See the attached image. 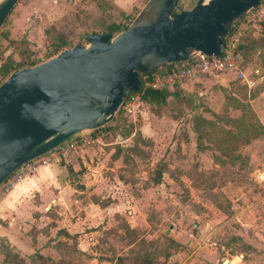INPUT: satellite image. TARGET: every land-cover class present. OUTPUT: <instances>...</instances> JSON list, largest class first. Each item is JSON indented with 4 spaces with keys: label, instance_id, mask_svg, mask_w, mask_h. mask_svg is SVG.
<instances>
[{
    "label": "rangeland",
    "instance_id": "obj_1",
    "mask_svg": "<svg viewBox=\"0 0 264 264\" xmlns=\"http://www.w3.org/2000/svg\"><path fill=\"white\" fill-rule=\"evenodd\" d=\"M145 1L19 0L0 27V61L42 58L53 31L76 42ZM240 27L263 43L242 62L246 74L258 71L257 84L246 89L232 74L223 85L221 76L187 82L169 88L160 107L139 98L121 106L116 126L98 137L81 132L96 142L62 164L80 189V235L91 251L49 262L25 256L24 264H264V125L249 103L264 95V13ZM254 106L264 123V106ZM93 195L108 205L84 208Z\"/></svg>",
    "mask_w": 264,
    "mask_h": 264
},
{
    "label": "water",
    "instance_id": "obj_2",
    "mask_svg": "<svg viewBox=\"0 0 264 264\" xmlns=\"http://www.w3.org/2000/svg\"><path fill=\"white\" fill-rule=\"evenodd\" d=\"M19 0H0V27ZM146 0L116 33L88 32L37 64L12 70L0 83V183L16 168L69 137L109 123L138 74L220 54L236 20L259 0Z\"/></svg>",
    "mask_w": 264,
    "mask_h": 264
},
{
    "label": "crops",
    "instance_id": "obj_3",
    "mask_svg": "<svg viewBox=\"0 0 264 264\" xmlns=\"http://www.w3.org/2000/svg\"><path fill=\"white\" fill-rule=\"evenodd\" d=\"M229 74L232 73H221L212 77L221 76L216 80L223 85L222 78ZM249 103L260 117V123L264 125L260 116L263 115L262 112L258 115L254 106L255 103L264 106V95H255L249 99ZM71 166L74 168V165ZM66 170L69 172L68 167ZM65 176L62 162L39 166L35 172L16 182L0 197V264H7L4 253L8 248L21 257L38 253L50 259L75 255L78 257L86 249L87 252L91 251L88 245L93 244V241L89 235H80V189L71 186ZM68 190L74 193L72 199L64 196ZM85 204L87 207L84 208L89 209L97 205L90 200ZM43 217L48 221L39 225L37 222ZM51 230H54L53 235L49 233ZM42 236L45 237L43 241ZM45 249L49 252L46 253ZM52 251L54 255L51 254Z\"/></svg>",
    "mask_w": 264,
    "mask_h": 264
},
{
    "label": "built area",
    "instance_id": "obj_4",
    "mask_svg": "<svg viewBox=\"0 0 264 264\" xmlns=\"http://www.w3.org/2000/svg\"><path fill=\"white\" fill-rule=\"evenodd\" d=\"M264 5V0H259L256 8L250 9L237 22L238 25L234 28H241L240 25H247L260 20L264 11L261 8ZM237 32V30H236ZM170 69L162 73L153 75L148 85L154 89L171 88L175 83L178 85L193 82L203 78L216 76L221 73H232L234 78L241 83L246 89L253 88L259 76L257 70L246 74L243 69V63L239 58V53L233 51V39L228 38L220 47L218 56L208 57L199 52L194 53L189 60L173 63ZM138 99V92L125 89L123 92V105L130 106ZM96 142V138L84 133H77L52 150L22 164L16 168L7 178L0 183V197L9 191L16 182L23 179L36 171L39 166H46L51 163H60L76 149L88 147Z\"/></svg>",
    "mask_w": 264,
    "mask_h": 264
},
{
    "label": "trees",
    "instance_id": "obj_5",
    "mask_svg": "<svg viewBox=\"0 0 264 264\" xmlns=\"http://www.w3.org/2000/svg\"><path fill=\"white\" fill-rule=\"evenodd\" d=\"M194 2H195V0H190L188 3H186V6H183V4H185V1L179 0V2L176 5L175 11H181V10L189 9ZM134 15L135 14H133L131 17L126 16L125 17L126 20H124L123 22L108 23L101 30H98V31L93 30V29L85 31V32H83V35L80 36V40L76 41V42L71 41L70 38H67L66 36H64L60 31H57V32L53 31L54 33L51 34V38H50L51 39L50 47H48L46 49L42 58L35 57V56L29 55V54H25L21 58H19L18 60H13V59L9 60L8 59V60L0 61V83L14 69L37 64V63L44 61V60L48 59L49 57L55 55L60 50H62L64 48L71 47L73 44L86 43L85 35L88 32L110 33L111 35H115L116 33L121 31L122 29H124L128 25V23L133 19ZM241 18H242V16L238 20L235 21L234 26L236 25V23ZM5 21H4V23H5ZM234 26H232L229 29L228 36L226 38H223V41L225 42L228 38H232L233 39V51H234V53H239V58H240L241 62L245 63L244 51H246L247 49L260 48L263 43H262L261 39H256V38H252V37L247 38L246 36L244 37V35H241V33H237L236 32L237 29L234 28ZM1 32L2 31L0 30V34H1ZM81 45H83V44H81ZM172 66L173 65H171V64L170 65H164L159 69L148 70L145 73L138 74V79L140 81L139 88L137 91L138 92V98L141 101L147 103L150 107H152V109H154V107H156V106H158V107L162 106L163 103L165 102L167 96L171 94L170 93L171 91L169 90V88H161V89L151 88L148 85V83L151 81L153 75L162 73L163 71L170 69ZM173 86H178V84L175 83ZM121 106H123V103L120 105L119 109L116 111V114L119 112ZM116 120H117L116 115H114L112 120L109 123L99 127L98 129L91 131V134H92L91 136H97L98 137V135H96V133L112 129L113 126H116V125H113V123H115ZM260 127H261V125H260ZM260 127H258V130L259 131H261V129L263 130L262 127H261V129H259ZM262 133H263V131H262ZM68 169H69V167H68ZM156 176L159 177L160 172H158ZM90 201L94 204H97L99 207H105L108 205V203H106V202L102 203L101 199L97 195L91 196ZM64 233L66 234V232H64ZM73 237H74V235H73ZM80 254H83V253L80 252ZM27 257L29 259L32 257H37L38 259H40L41 262H44V261L49 262L50 261V258L48 256H43V255H40L38 253H33L31 255H28ZM12 258H15V260H13ZM118 260L123 261V258L120 257ZM4 261L7 264H14L13 262L24 264V262H25V260L21 256H19L18 253H16L14 250H12L11 248H8L5 250Z\"/></svg>",
    "mask_w": 264,
    "mask_h": 264
}]
</instances>
